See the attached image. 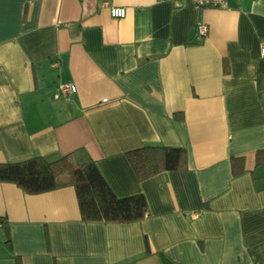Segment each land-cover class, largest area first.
<instances>
[{
	"label": "crops",
	"instance_id": "obj_1",
	"mask_svg": "<svg viewBox=\"0 0 264 264\" xmlns=\"http://www.w3.org/2000/svg\"><path fill=\"white\" fill-rule=\"evenodd\" d=\"M262 46L264 0H0V163L91 158L148 204L84 222L68 174L41 194L0 182V264H264ZM142 146L184 147L187 168L141 180Z\"/></svg>",
	"mask_w": 264,
	"mask_h": 264
},
{
	"label": "trees",
	"instance_id": "obj_2",
	"mask_svg": "<svg viewBox=\"0 0 264 264\" xmlns=\"http://www.w3.org/2000/svg\"><path fill=\"white\" fill-rule=\"evenodd\" d=\"M127 156L141 180L163 171L187 168V150L184 147L142 146L128 151ZM256 161H264V152L257 153ZM231 170L234 177L240 176L245 171L243 158H232ZM63 174L71 178L84 222L130 223L142 220L147 214L144 194L117 197L91 158L79 162L74 161L71 155L55 160L32 156L0 163V182L13 183L27 194L57 189V179ZM0 220L6 229L5 220Z\"/></svg>",
	"mask_w": 264,
	"mask_h": 264
},
{
	"label": "built area",
	"instance_id": "obj_3",
	"mask_svg": "<svg viewBox=\"0 0 264 264\" xmlns=\"http://www.w3.org/2000/svg\"><path fill=\"white\" fill-rule=\"evenodd\" d=\"M196 8H218V9H227L229 6V0H191ZM104 6L109 8L110 14L112 17L117 19H122L126 16V9L123 7H118L111 5L109 1H104L102 3ZM200 33L205 34L206 27L201 25L199 27ZM262 53L264 54V46H262ZM77 91L76 85L74 83L65 82L59 85L58 94L62 96H67L73 94ZM3 224L0 220V231L2 230Z\"/></svg>",
	"mask_w": 264,
	"mask_h": 264
}]
</instances>
